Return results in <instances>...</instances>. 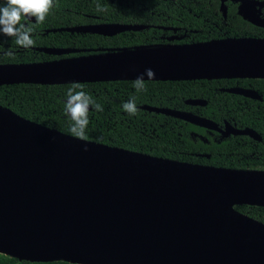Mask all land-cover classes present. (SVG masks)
<instances>
[{
	"label": "water",
	"instance_id": "1",
	"mask_svg": "<svg viewBox=\"0 0 264 264\" xmlns=\"http://www.w3.org/2000/svg\"><path fill=\"white\" fill-rule=\"evenodd\" d=\"M219 1L225 17L227 0ZM229 1L237 3L243 19L264 27V0ZM144 27L99 23L58 30L113 35ZM36 49L54 55L78 51ZM149 68L155 77L145 80L264 78V38L97 49L0 64V85L135 80ZM223 90L257 95L243 88ZM185 102L205 104L200 98ZM141 108L215 128L190 111ZM237 204L264 206L263 170L216 168L112 147L0 105L2 254L78 264H264V223L237 211Z\"/></svg>",
	"mask_w": 264,
	"mask_h": 264
},
{
	"label": "trees",
	"instance_id": "2",
	"mask_svg": "<svg viewBox=\"0 0 264 264\" xmlns=\"http://www.w3.org/2000/svg\"><path fill=\"white\" fill-rule=\"evenodd\" d=\"M6 0H0L3 6ZM103 11H98L97 4ZM225 17L219 10V0H54L44 22L25 21L34 26V45L23 48L15 37L0 34V64L30 63L65 56L93 53L97 49H133L157 47L170 43H193L226 37H263L264 27L256 26L237 13V3L227 0ZM264 16V8L261 9ZM118 23L145 26L113 35L58 30L88 24ZM173 37V38H171ZM171 38V39H170ZM73 48L77 52L54 55L36 48ZM12 54L9 55L8 53ZM135 80L79 82L84 91L103 111L89 108V123L84 140L127 149L155 157L216 168L263 170V159L231 157L232 142L209 139L204 143L190 135L202 129L179 118L141 108L142 105L190 111L214 122L222 119L239 123L249 121L258 128L264 119V78H221L195 80H145V90L137 91ZM233 83L252 86L262 99L249 100L225 91ZM72 83L0 85V105L14 113L64 134L71 132L72 121L64 107ZM136 98L138 112L129 115L122 105ZM200 98L203 105H190L187 99ZM249 103L255 105L249 110ZM258 105V107H256ZM232 107V108H231ZM79 138V137H77ZM209 154V157L200 155ZM234 208L264 223V206L237 204ZM0 264H78L64 260L27 261L0 253Z\"/></svg>",
	"mask_w": 264,
	"mask_h": 264
},
{
	"label": "clouds",
	"instance_id": "3",
	"mask_svg": "<svg viewBox=\"0 0 264 264\" xmlns=\"http://www.w3.org/2000/svg\"><path fill=\"white\" fill-rule=\"evenodd\" d=\"M53 6L54 0H6V3L0 6V34L15 37V43L23 48L32 47L35 43L32 39L34 26L29 25L27 22L21 23L22 18L25 21L35 18L37 24L42 23ZM96 8L98 11L104 10L99 3ZM8 54L11 55L12 53L9 52ZM145 76L148 79H153L155 73L149 68L136 77L133 83L138 92L145 90ZM90 107H94L98 112L103 111L102 105L96 103L84 91V85L73 82L67 91L64 111L72 121L71 132L81 139L84 138L85 129L89 123L88 113ZM122 107L129 115H135L138 112L135 97L125 102Z\"/></svg>",
	"mask_w": 264,
	"mask_h": 264
},
{
	"label": "flooded vegetation",
	"instance_id": "4",
	"mask_svg": "<svg viewBox=\"0 0 264 264\" xmlns=\"http://www.w3.org/2000/svg\"><path fill=\"white\" fill-rule=\"evenodd\" d=\"M234 87L253 90L257 94L256 97L244 96L242 94L232 93L234 95H238L241 96L242 98L249 100L260 101L262 99V96L258 92V90L253 88L252 86H242L240 84L233 83L229 87H219V90L224 91L223 89L234 88ZM253 107H255V105L249 103V106L246 108L249 110V108L252 109ZM256 107H258V105H256ZM262 107L264 108V106ZM248 123L250 122L247 121V123L243 124L242 122L239 123L236 120L228 121L222 119L220 122H214L215 128H211V129L196 125L202 129V132L192 131L190 135L193 138L194 136H197L198 139L204 143H209V139L215 142H220L224 138H229L230 141L232 142L231 151L229 154L231 157L264 160V119L260 121V125L258 126V128H255L254 126H252V124H248ZM245 130L251 132V134L246 132L245 133L241 132ZM200 155H205L206 157H209V154H205V153H200Z\"/></svg>",
	"mask_w": 264,
	"mask_h": 264
}]
</instances>
